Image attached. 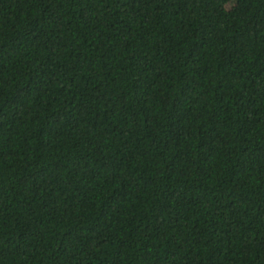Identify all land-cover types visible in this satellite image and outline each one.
Wrapping results in <instances>:
<instances>
[{"label":"trees","instance_id":"trees-1","mask_svg":"<svg viewBox=\"0 0 264 264\" xmlns=\"http://www.w3.org/2000/svg\"><path fill=\"white\" fill-rule=\"evenodd\" d=\"M0 264H264V0H0Z\"/></svg>","mask_w":264,"mask_h":264},{"label":"rangeland","instance_id":"rangeland-1","mask_svg":"<svg viewBox=\"0 0 264 264\" xmlns=\"http://www.w3.org/2000/svg\"><path fill=\"white\" fill-rule=\"evenodd\" d=\"M237 12H238V10H236V9L232 10L231 11V16H236L237 15Z\"/></svg>","mask_w":264,"mask_h":264}]
</instances>
